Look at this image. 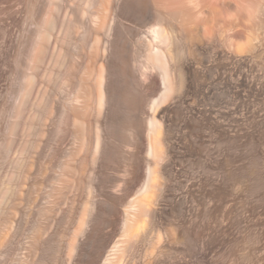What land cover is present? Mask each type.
Wrapping results in <instances>:
<instances>
[{
  "label": "rangeland",
  "instance_id": "1",
  "mask_svg": "<svg viewBox=\"0 0 264 264\" xmlns=\"http://www.w3.org/2000/svg\"><path fill=\"white\" fill-rule=\"evenodd\" d=\"M46 1L0 0V264H41V261L42 264H66L65 254L62 262L56 263V247L59 241L57 233L66 227L71 200L78 195L79 208L81 207L85 200L87 184L91 180L90 166L86 165L83 170L79 167L81 159L90 156L84 151L80 152L81 155H73L71 152L74 129L70 118H73L71 115L75 113L65 112L68 109L66 101L71 99L79 88L83 76L82 69L88 60L87 49L92 40V34L90 36L88 31L91 24L88 16L82 18L77 8L69 6L72 1L78 3L77 0H69V5L53 10L48 7ZM121 1V8L108 12L111 21L109 23L113 27L110 40L112 44L116 40L122 41L128 49L129 42L124 41V36L127 38L136 28L144 30L147 27L145 25L149 27V24H154L159 17L156 16L153 6H149V10L146 9L143 14H138L122 7L132 0ZM235 2L243 11L249 9L250 4L253 9L260 6L256 15L254 11L251 12L254 19L251 14L245 13L249 18L245 16L241 22L232 20L233 28L239 29L243 24L249 31H258L260 42H255L256 48H252L251 52L244 53L243 60L230 58L227 70L223 69L221 60L223 48L217 42H214L213 46V63H206L203 51L200 56L190 57L193 65L200 63L195 65L198 66L196 70L201 90L197 96H193V91L189 92L186 102L180 107L182 114L179 118L178 136L181 134L180 137L185 135L187 138L183 137L182 142H179L184 159L183 172L177 181L181 188L188 187L193 178L198 181L197 185L193 179L191 182L194 187L193 184L188 187H192L190 189L193 191L188 189V194L184 195L187 210H195L199 244L209 243L207 250L197 252L200 264H264V0ZM251 9L250 7L249 10ZM47 18L53 20L54 25L51 40L38 68L33 69L30 54L32 47L34 48L36 28ZM105 37L102 35L103 40H106ZM54 47L63 49L64 59L62 58L60 67L53 65ZM132 51L134 54L135 48ZM100 57L98 60H101ZM223 71H227L230 79L229 86L226 87L222 82L225 73ZM30 74L34 83L29 94H26V78ZM207 89H211V92ZM222 90L225 91L224 95L226 94L223 95L224 99H216L217 96L214 95L222 93ZM204 94L208 95L210 100ZM192 104L200 110L196 118L200 131L195 133L192 132L189 122V106ZM208 110L212 112L210 119L205 114ZM90 120L94 126L98 121L96 116H92ZM224 129H227L230 135L226 141L223 139ZM188 138L197 143L196 145L201 144L210 149L198 153L189 147ZM120 156L118 153L113 160L121 163ZM116 162H111L115 167L110 163L109 167L101 169L103 171L99 170L105 171L103 177L106 174L113 182L119 178V174L122 176L121 172H116L119 166ZM66 163L69 167L63 171ZM110 166L111 169H108ZM63 174H67L66 177L62 176ZM11 177L14 180L10 182ZM78 178L83 182L81 190L78 188ZM110 181L108 180V183ZM108 183L106 186L109 187L111 184ZM210 183L213 185V194L210 193ZM8 185L14 187V193L6 196L4 192ZM106 191L111 192L109 189ZM97 197L103 198L99 195ZM11 203L18 209L15 208L18 213L13 215V218L7 211ZM52 204L59 206L60 211L56 206V214H51L50 217V214L46 213L48 209L54 208ZM5 216H10L13 224L15 221L11 233L7 228L8 224L4 223ZM172 224L174 223H170V226ZM186 224L185 231L188 227ZM73 228L74 225L71 229ZM177 232H180L179 241L185 244L173 246L174 252L169 254L172 253L171 257L175 254V260L172 257L169 262L192 264L194 253L184 239L183 230L178 229ZM40 238L45 242L43 248L34 244V239ZM183 251L184 255L182 253L178 258L176 254Z\"/></svg>",
  "mask_w": 264,
  "mask_h": 264
},
{
  "label": "bare ground",
  "instance_id": "2",
  "mask_svg": "<svg viewBox=\"0 0 264 264\" xmlns=\"http://www.w3.org/2000/svg\"><path fill=\"white\" fill-rule=\"evenodd\" d=\"M68 1L47 0L46 3L53 10L69 5L71 1ZM77 1L78 3L72 1L74 4L69 6L77 8L82 18L89 17L87 18L91 26L88 33L90 36L92 34V40L87 49L88 60L82 69L80 86L74 96L67 99L68 109L65 108V112L75 113L71 115L73 118H70L74 129L71 152L73 155H78L84 151L90 156V158L86 156L82 158L79 167L83 170L86 165L90 166L88 168L91 170V180L86 187L84 202L80 201L81 207L79 208L78 195L71 200L66 227L57 233L59 241L56 247V263L62 262L65 254L66 264H169V259L171 260L175 255L170 256L174 252L173 246L185 244L179 241L180 232H177L178 229H182L184 239L194 253L192 264H200L197 252L207 250L209 243L199 244L195 210L193 208L187 210L184 195L188 194V189L194 187L191 182L194 178L189 181V186L193 184L191 189L188 188L189 186L181 188L177 181L183 172L184 159L179 142L185 137L183 134V137H180L181 134L178 136L179 118L182 114L180 107L186 102L189 92L193 91V96H197L201 90L197 75L198 66H196L200 63H194L195 67L189 59L192 56H200L203 51L206 55V63H213L215 54L213 46L214 42H217L223 48L221 60L224 70H227L230 58L243 60L245 52H251L252 48H256L255 42L259 40V33L249 31L243 24L239 29L233 28L232 22L240 21L246 14H251L254 19L253 13L255 15L256 12L258 13L260 2L256 4L258 7L256 6L255 9L251 4L248 5L251 10L246 9V5L244 10H248V13L238 7L236 0H132L129 4L124 3L122 7L133 13L143 14L149 10V6L150 8L153 6L159 19H156L158 21H154V24H149V27L145 25L148 28L144 30L136 28L131 34L128 32V37L124 36V41L129 42L127 49L124 46L126 43L122 44V41L116 40L111 43L113 27L108 18V12L121 8L123 1ZM252 11L254 12L251 13ZM43 21L36 28V43L34 42L30 54L33 69L38 68V64L42 61L51 40V30L54 28L53 20L51 21L50 18ZM76 28L78 29L79 26ZM102 35L106 36V40H103ZM134 48L136 56L132 51ZM63 55L62 48L54 47L52 53L54 67H60ZM99 56L102 57L101 60H98ZM226 72L222 78L225 87L230 82L229 74ZM209 74L212 75L211 72ZM26 79L27 94L34 79L32 74ZM207 90L211 92V89ZM224 93L225 91L222 90V93L214 96L222 100L226 95ZM208 95L205 96L208 98ZM189 109L190 128L195 133L199 130L196 118L200 110L195 104L190 105ZM205 114L210 119L212 112L208 110ZM92 116L98 119L95 126L90 120ZM228 132L227 129L222 131L224 141L230 138ZM190 139L188 138V142ZM183 144L185 146V143ZM188 144L198 153L210 149L201 144L196 145L197 143L191 140ZM118 153L122 157V161H119L121 163L113 160ZM111 162L118 163L116 172L122 173V176L119 174V178L117 175L118 179H114L115 182L111 180L113 183L106 174L103 177L105 171H99L107 168ZM67 166L69 167L66 163L63 171ZM108 169H111V166ZM13 174L12 176L15 177ZM64 174L62 176L66 177L67 174ZM78 179V188L81 190L83 182L82 179ZM12 180L13 177L10 182ZM194 181L196 182V179ZM107 183L111 185L108 187ZM20 184L22 186V183ZM9 185L5 188L6 196L14 193V187ZM107 189L111 192L106 191ZM210 193L213 194L211 183ZM98 195L103 198L98 199ZM57 205L52 204L54 208L48 209L46 214H50V217L51 214L55 215L57 207L58 210L60 209ZM16 207L11 203L8 208L11 217L18 213ZM9 217L5 216L6 221L9 219L8 222L3 221L8 224L6 227L11 233L14 230L11 220L13 217H10L11 219ZM170 223H174L172 225L175 226H170ZM185 224L188 226L186 231ZM72 225H74L73 230ZM3 227L5 228L4 225ZM41 238L34 239V244L43 248L45 242ZM181 254L184 255V251L176 256L180 258Z\"/></svg>",
  "mask_w": 264,
  "mask_h": 264
}]
</instances>
